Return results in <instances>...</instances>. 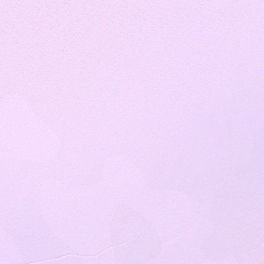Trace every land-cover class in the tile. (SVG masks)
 <instances>
[{"label":"snow or ice","instance_id":"obj_1","mask_svg":"<svg viewBox=\"0 0 264 264\" xmlns=\"http://www.w3.org/2000/svg\"><path fill=\"white\" fill-rule=\"evenodd\" d=\"M0 264H264V0H0Z\"/></svg>","mask_w":264,"mask_h":264}]
</instances>
